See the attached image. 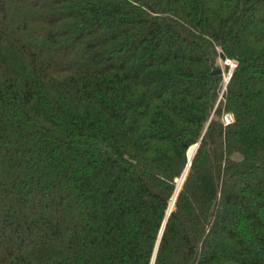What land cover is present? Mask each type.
<instances>
[{"label":"trees","instance_id":"trees-1","mask_svg":"<svg viewBox=\"0 0 264 264\" xmlns=\"http://www.w3.org/2000/svg\"><path fill=\"white\" fill-rule=\"evenodd\" d=\"M0 264H264V0H0Z\"/></svg>","mask_w":264,"mask_h":264},{"label":"water","instance_id":"water-1","mask_svg":"<svg viewBox=\"0 0 264 264\" xmlns=\"http://www.w3.org/2000/svg\"><path fill=\"white\" fill-rule=\"evenodd\" d=\"M229 62H226V64H228ZM211 74L212 75H220V74H225V69H224V66L220 63V64H218V65H216V66H214L213 68H211ZM231 75H232V73H230L229 74V77H228V79L226 80V84L228 83V81H229V79H230V77H231ZM199 145H200V143H198L197 145H196V147H195V151H194V153L191 155V160H190V165H191V161H192V159L194 158V156L196 155V152H197V150H198V148H199ZM187 174V173H186ZM185 177H186V175H185ZM185 177H184V179H183V181L185 180ZM176 199V198H175ZM175 199H174V201H173V204H175Z\"/></svg>","mask_w":264,"mask_h":264},{"label":"rangeland","instance_id":"rangeland-1","mask_svg":"<svg viewBox=\"0 0 264 264\" xmlns=\"http://www.w3.org/2000/svg\"><path fill=\"white\" fill-rule=\"evenodd\" d=\"M219 62L224 66V69H225V67H226V62H224V61H222V60H219ZM227 62H229V61H227ZM228 64L231 66V68L234 67V65H233L231 62H229ZM226 73H227V72H226ZM226 75H227V74H226ZM232 117H233V116H232ZM194 151H195V147H192V148L190 149V151H189V154L192 155V154L194 153Z\"/></svg>","mask_w":264,"mask_h":264},{"label":"built area","instance_id":"built-area-1","mask_svg":"<svg viewBox=\"0 0 264 264\" xmlns=\"http://www.w3.org/2000/svg\"><path fill=\"white\" fill-rule=\"evenodd\" d=\"M225 120H226V123H230L233 121V117L231 115H226Z\"/></svg>","mask_w":264,"mask_h":264},{"label":"bare ground","instance_id":"bare-ground-1","mask_svg":"<svg viewBox=\"0 0 264 264\" xmlns=\"http://www.w3.org/2000/svg\"><path fill=\"white\" fill-rule=\"evenodd\" d=\"M233 68V67H232ZM186 179V178H185ZM182 184V183H181Z\"/></svg>","mask_w":264,"mask_h":264}]
</instances>
